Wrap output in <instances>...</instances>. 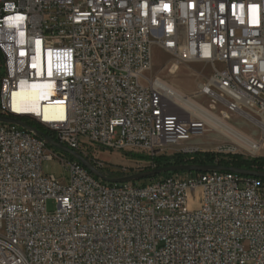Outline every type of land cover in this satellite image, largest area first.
Here are the masks:
<instances>
[{"label":"built area","instance_id":"obj_1","mask_svg":"<svg viewBox=\"0 0 264 264\" xmlns=\"http://www.w3.org/2000/svg\"><path fill=\"white\" fill-rule=\"evenodd\" d=\"M154 44L175 57L169 73L181 61L213 73L195 94L176 91L147 74ZM34 83L60 119L13 109V94ZM192 104L220 107L224 123L243 115L264 140V0H0V117L47 130L0 120V264H264V178L210 171L113 183L48 140L106 177L103 153L143 151L154 168L168 148L201 152L190 141L210 119ZM55 160L67 178L44 171Z\"/></svg>","mask_w":264,"mask_h":264},{"label":"rangeland","instance_id":"obj_2","mask_svg":"<svg viewBox=\"0 0 264 264\" xmlns=\"http://www.w3.org/2000/svg\"><path fill=\"white\" fill-rule=\"evenodd\" d=\"M175 57L163 50L159 45L154 44L152 47V71L147 72L148 75L158 76L178 91L184 92L186 95H192L197 93L200 83L206 81V78L213 73L211 65L202 61L185 62L181 61L179 69L175 73H169V63L174 60ZM217 68L224 69V65L220 62L216 63ZM195 101L203 104L206 108H209L211 101L207 96L198 95L193 97ZM220 107L212 114L216 119V115L220 114ZM21 120L27 122L40 131H47L35 120L30 117H23ZM231 129L245 133L255 141L262 140V130L257 125H254L247 117L243 115L233 114L230 119L226 120ZM210 126L208 132L203 137H194L190 143L199 147L201 152L213 153L216 155L215 163L218 160L231 161L235 159V156H240L245 159H251L253 157H264V140L259 153H253L250 149L243 147L241 143L230 133L219 132L213 128L212 121H209ZM58 151L66 154V156L73 158L65 151L56 148ZM175 154V148H168L166 156L170 157ZM148 157L147 153L143 151L139 152H125V153H103L101 158L104 161L103 172H107L113 177L127 176L136 173H142L148 171L149 163L146 160H140V156ZM92 164L93 161L89 160ZM153 168V167H151ZM44 171L49 174H54L57 178L63 180L67 178V171L65 167L58 161H49L44 163ZM197 173V172H193ZM159 176L154 178L157 179ZM136 182V181H134ZM142 184V181H137ZM56 202L53 199L47 201V209L54 211L56 209Z\"/></svg>","mask_w":264,"mask_h":264},{"label":"bare ground","instance_id":"obj_3","mask_svg":"<svg viewBox=\"0 0 264 264\" xmlns=\"http://www.w3.org/2000/svg\"><path fill=\"white\" fill-rule=\"evenodd\" d=\"M163 82L165 85L172 87L166 81L163 80ZM39 87L40 84L37 83L21 86V88L13 94V109L18 113L40 115L43 117L44 121H53L52 119L56 118L60 119L62 116L58 112V107L52 105L49 102H45L49 100V94L43 93ZM174 96L179 98L177 93H174ZM191 108L194 112H201L197 109L195 104H192ZM201 113L205 116H208V118L212 121L213 128L215 130L232 134L233 137H235L243 147L250 149L253 153H259L263 143L253 140L243 132L231 129L229 124L216 119L208 112Z\"/></svg>","mask_w":264,"mask_h":264},{"label":"water","instance_id":"obj_4","mask_svg":"<svg viewBox=\"0 0 264 264\" xmlns=\"http://www.w3.org/2000/svg\"><path fill=\"white\" fill-rule=\"evenodd\" d=\"M1 121L10 122L17 124L21 127H24L29 130L40 132L37 128L28 124L27 122L16 119V118H8V117H0ZM50 144L59 148L66 153L70 154L74 158L78 159L86 168H88L94 175L103 178L107 181L113 183H124V182H134L139 181L145 178H155L163 173L167 172H210V171H225V172H235L242 175L248 176H256L264 178V172L255 171L251 169H244L240 167L230 166V165H222V164H169L163 165L159 167H154L149 169L148 171L142 173H136L133 175H127L123 177H106L98 168H96L86 157H84L81 153L72 150L71 148L59 143L58 141L48 137Z\"/></svg>","mask_w":264,"mask_h":264},{"label":"trees","instance_id":"obj_5","mask_svg":"<svg viewBox=\"0 0 264 264\" xmlns=\"http://www.w3.org/2000/svg\"><path fill=\"white\" fill-rule=\"evenodd\" d=\"M234 158L235 159H232L231 161L218 160L217 162L218 164H222V165H230L244 169H251L255 171L261 170V168L264 166V157L245 159L240 156H235ZM140 160L149 161L150 159L149 157L141 155ZM215 161H216V155H214L213 153L199 152L193 156L185 155L182 153H175L173 156L170 157L165 155L157 156L152 160V164L154 165V167H159L169 164H214ZM148 169H151V167H149ZM174 173H180V172H167L161 175H170ZM153 180L154 178H145L139 181H142L143 184H147ZM135 183H137V181Z\"/></svg>","mask_w":264,"mask_h":264},{"label":"crops","instance_id":"obj_6","mask_svg":"<svg viewBox=\"0 0 264 264\" xmlns=\"http://www.w3.org/2000/svg\"><path fill=\"white\" fill-rule=\"evenodd\" d=\"M113 154H115V153H113Z\"/></svg>","mask_w":264,"mask_h":264},{"label":"snow or ice","instance_id":"obj_7","mask_svg":"<svg viewBox=\"0 0 264 264\" xmlns=\"http://www.w3.org/2000/svg\"><path fill=\"white\" fill-rule=\"evenodd\" d=\"M165 7H167V6H165Z\"/></svg>","mask_w":264,"mask_h":264}]
</instances>
